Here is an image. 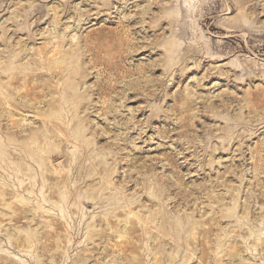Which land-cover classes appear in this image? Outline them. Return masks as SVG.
<instances>
[{
    "label": "rangeland",
    "instance_id": "rangeland-1",
    "mask_svg": "<svg viewBox=\"0 0 264 264\" xmlns=\"http://www.w3.org/2000/svg\"><path fill=\"white\" fill-rule=\"evenodd\" d=\"M0 264H264V0H0Z\"/></svg>",
    "mask_w": 264,
    "mask_h": 264
},
{
    "label": "bare ground",
    "instance_id": "bare-ground-1",
    "mask_svg": "<svg viewBox=\"0 0 264 264\" xmlns=\"http://www.w3.org/2000/svg\"><path fill=\"white\" fill-rule=\"evenodd\" d=\"M88 20V19H87ZM85 23V22H84Z\"/></svg>",
    "mask_w": 264,
    "mask_h": 264
}]
</instances>
